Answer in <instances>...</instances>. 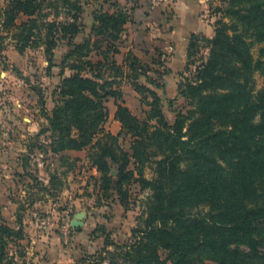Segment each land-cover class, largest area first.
<instances>
[{
    "label": "trees",
    "instance_id": "16d2710c",
    "mask_svg": "<svg viewBox=\"0 0 264 264\" xmlns=\"http://www.w3.org/2000/svg\"><path fill=\"white\" fill-rule=\"evenodd\" d=\"M50 1L64 3L63 20L43 12ZM228 4L233 25L216 22L214 36L205 39L209 55L196 67V80L183 85L181 94L199 98V105L189 115L179 112L172 124L164 117L157 92L139 82L155 72L157 77L148 75L147 81L164 86L156 81L166 72L160 71L162 57L153 61L157 68L132 52L122 65L108 57L111 51L119 52L116 44L132 21L133 8L117 1L112 11L101 5L91 26L97 37L71 41L66 57L73 60V72L58 86L60 100L51 117L58 138L52 150L88 148V158L100 173V189L113 191L125 209L134 185L149 190L144 228L134 230L136 238L125 253L130 264H264V89L255 91L253 78L264 70V0ZM83 11L81 0H5L0 39L9 35L20 53L42 47L52 66L60 40H72L83 31ZM99 36L110 39L105 47L99 45ZM255 40L262 42L257 59L251 54ZM198 45V35H193L189 58ZM93 51L103 59H90ZM106 58L114 77L124 75L141 96L153 99L145 118L126 105L117 79L104 76ZM109 98L117 105L115 119L122 126L118 135L104 127ZM218 118L228 121L216 125ZM122 134L132 137L131 151L120 145ZM147 164L153 165L151 178L141 173ZM12 231L0 225V264H8L5 245ZM104 258L84 254L79 264H97Z\"/></svg>",
    "mask_w": 264,
    "mask_h": 264
},
{
    "label": "rangeland",
    "instance_id": "374dc122",
    "mask_svg": "<svg viewBox=\"0 0 264 264\" xmlns=\"http://www.w3.org/2000/svg\"><path fill=\"white\" fill-rule=\"evenodd\" d=\"M4 1L0 0V7L4 6ZM115 1L123 5L122 2L126 0ZM115 1L81 0L84 6L81 15L83 31L72 40H60L52 66H49L42 47H30L20 53L9 35L0 39V138L10 142L0 141V225H7L13 230L6 238L5 258L8 264H79L84 254L105 257L97 264H130L125 253L128 245L136 238L134 230L144 228L149 190L141 191L137 184L134 185L128 208L125 209L116 196H113V191L104 193L100 189V173L88 158V148L76 150L79 152L75 155L68 154L67 150H52L58 138V132L51 124L53 108L60 100L58 86L64 77L73 72V60L66 57L73 48L71 41L81 43L87 38L93 41L97 37L91 32L94 10H99L104 5L105 10L112 11ZM150 1L148 0V7L153 8ZM136 2L132 0L128 7H135ZM228 3L229 0H213L210 12L215 28L219 20L228 26L233 25L235 18L226 13ZM63 7L62 1L52 4L50 1L43 12L49 13V18L61 21L66 10ZM3 35H7L6 32ZM99 37L102 39L99 43L102 47L110 41L105 36ZM205 39L208 38L198 36L199 45L196 49L193 48L192 56L188 57L189 69L185 66L180 73L175 96L170 97L164 91V76L168 71L165 65L160 66V71H166L164 76L156 79L164 86L147 81L148 75L157 77L153 74L155 72L139 78L140 83L155 90L160 96L164 117L170 124L175 121L179 112L189 115L199 105V98L186 97L181 92L185 88L183 85L196 80V67L209 55ZM116 45L119 48V44ZM261 46L262 42L255 40L251 49L254 59L258 58ZM119 52L111 51L108 57L110 61L113 59L117 65H122V54ZM169 54L170 52L161 55L164 61ZM102 57L98 51L90 54V59L94 61L103 59ZM106 61L107 65L102 68L106 70L104 76L110 75V78L117 79L119 88L120 85H130L137 92L124 75L114 77L115 69L111 68L109 59L106 58ZM125 69L127 70L126 66L123 68L124 73ZM253 78L255 91L264 89V70H257ZM179 84H182V88H179ZM159 91H163V94ZM144 95L146 94L141 96L137 92L139 105H133L132 110L140 118L146 117V111L151 109L149 103L153 100L147 95L143 100ZM106 105L109 114L104 127L118 135L122 126L114 121L113 112L117 110L114 98H109ZM194 116L197 117L198 112ZM218 120L220 121H216V125L228 121L227 118ZM191 121L189 119L186 122L184 132ZM2 131L10 134L3 135ZM12 138L16 141L12 142ZM132 140L128 135L119 136L120 145L127 151H131ZM141 173L151 178L154 174L153 165L142 166ZM111 174L114 177L117 170L113 169ZM75 219L83 221V224L74 227L72 222ZM90 245L92 247L89 248ZM260 248L264 252V239ZM87 259L90 260V257Z\"/></svg>",
    "mask_w": 264,
    "mask_h": 264
},
{
    "label": "crops",
    "instance_id": "0c3cea01",
    "mask_svg": "<svg viewBox=\"0 0 264 264\" xmlns=\"http://www.w3.org/2000/svg\"><path fill=\"white\" fill-rule=\"evenodd\" d=\"M120 1L122 2V0ZM131 1L126 0L122 4L128 7ZM136 1L135 7L132 9V21L127 24V31H124L118 42L119 54H122L121 63L124 61V56L132 52L144 63L157 68L153 61L158 60L162 54L168 53L169 47L172 46L173 51L165 61L168 72L164 76L166 84L164 91L170 97L175 96L177 81L188 61V51L193 35L212 38L215 34L214 21L210 12L213 0H161L153 8L148 7V0ZM128 86L130 87V85ZM128 86L120 85V89L123 92L126 105L133 110V105H139V99L136 98L135 89L128 88ZM159 93L163 94V91H159ZM115 112L116 110L113 112L114 119ZM114 121L119 122L116 119ZM2 133L3 135L10 134L6 131H2ZM0 141L10 143L6 139L0 138ZM11 141L15 142L16 139L12 138ZM78 152L67 150V153L71 155ZM90 247L92 246L90 245Z\"/></svg>",
    "mask_w": 264,
    "mask_h": 264
},
{
    "label": "built area",
    "instance_id": "2783aa9c",
    "mask_svg": "<svg viewBox=\"0 0 264 264\" xmlns=\"http://www.w3.org/2000/svg\"><path fill=\"white\" fill-rule=\"evenodd\" d=\"M150 2H151V6L155 7V6H157L161 2V0H151ZM168 51L169 52H172L173 51V47L170 46L169 49H168Z\"/></svg>",
    "mask_w": 264,
    "mask_h": 264
},
{
    "label": "water",
    "instance_id": "95a60500",
    "mask_svg": "<svg viewBox=\"0 0 264 264\" xmlns=\"http://www.w3.org/2000/svg\"><path fill=\"white\" fill-rule=\"evenodd\" d=\"M81 224H83V221H80V220H73V222H72V225L74 226V227H78V226H80Z\"/></svg>",
    "mask_w": 264,
    "mask_h": 264
}]
</instances>
